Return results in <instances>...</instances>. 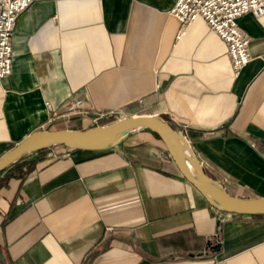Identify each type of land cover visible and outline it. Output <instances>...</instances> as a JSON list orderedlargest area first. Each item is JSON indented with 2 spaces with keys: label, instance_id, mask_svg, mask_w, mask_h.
I'll use <instances>...</instances> for the list:
<instances>
[{
  "label": "crops",
  "instance_id": "obj_1",
  "mask_svg": "<svg viewBox=\"0 0 264 264\" xmlns=\"http://www.w3.org/2000/svg\"><path fill=\"white\" fill-rule=\"evenodd\" d=\"M174 1L34 0L0 82V155L101 111L156 112L229 193L264 195V14L238 18L251 58L235 73L202 16L176 36ZM0 264H264V213L213 206L141 127L111 148L55 144L1 170Z\"/></svg>",
  "mask_w": 264,
  "mask_h": 264
},
{
  "label": "water",
  "instance_id": "obj_2",
  "mask_svg": "<svg viewBox=\"0 0 264 264\" xmlns=\"http://www.w3.org/2000/svg\"><path fill=\"white\" fill-rule=\"evenodd\" d=\"M141 127L152 129L159 135L180 172L213 206L231 213H264V195L245 197L229 193L218 179L204 170L186 134L156 112L127 113L113 121L84 128L55 127L31 131L0 155V171L26 152L45 146L65 144L78 148H111L130 132Z\"/></svg>",
  "mask_w": 264,
  "mask_h": 264
},
{
  "label": "built area",
  "instance_id": "obj_3",
  "mask_svg": "<svg viewBox=\"0 0 264 264\" xmlns=\"http://www.w3.org/2000/svg\"><path fill=\"white\" fill-rule=\"evenodd\" d=\"M34 0H0V82L13 69V35L18 15L29 8ZM179 21L176 36L179 37L185 25L200 15L210 29L227 42L231 67L237 73L251 58L249 45L251 38L238 24V18L245 12L254 16L264 14V0H175L169 8ZM81 104V100H76ZM121 109L101 111L93 116L90 125L113 121L124 116ZM89 125V126H90Z\"/></svg>",
  "mask_w": 264,
  "mask_h": 264
},
{
  "label": "rangeland",
  "instance_id": "obj_4",
  "mask_svg": "<svg viewBox=\"0 0 264 264\" xmlns=\"http://www.w3.org/2000/svg\"><path fill=\"white\" fill-rule=\"evenodd\" d=\"M144 128H146V127H144ZM147 129H149V128H147ZM158 137H159V135H158Z\"/></svg>",
  "mask_w": 264,
  "mask_h": 264
},
{
  "label": "trees",
  "instance_id": "obj_5",
  "mask_svg": "<svg viewBox=\"0 0 264 264\" xmlns=\"http://www.w3.org/2000/svg\"><path fill=\"white\" fill-rule=\"evenodd\" d=\"M114 119V118H113ZM112 121V120H111Z\"/></svg>",
  "mask_w": 264,
  "mask_h": 264
}]
</instances>
